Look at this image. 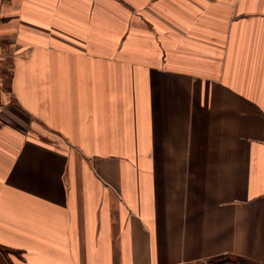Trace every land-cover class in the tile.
Returning a JSON list of instances; mask_svg holds the SVG:
<instances>
[{
    "label": "crops",
    "instance_id": "1",
    "mask_svg": "<svg viewBox=\"0 0 264 264\" xmlns=\"http://www.w3.org/2000/svg\"><path fill=\"white\" fill-rule=\"evenodd\" d=\"M264 264V0H0V264Z\"/></svg>",
    "mask_w": 264,
    "mask_h": 264
},
{
    "label": "trees",
    "instance_id": "2",
    "mask_svg": "<svg viewBox=\"0 0 264 264\" xmlns=\"http://www.w3.org/2000/svg\"><path fill=\"white\" fill-rule=\"evenodd\" d=\"M217 263H224V264H258L255 263L253 261L250 260H246V259H240L239 257H233V256H225V257H221L219 259H216Z\"/></svg>",
    "mask_w": 264,
    "mask_h": 264
},
{
    "label": "rangeland",
    "instance_id": "3",
    "mask_svg": "<svg viewBox=\"0 0 264 264\" xmlns=\"http://www.w3.org/2000/svg\"><path fill=\"white\" fill-rule=\"evenodd\" d=\"M236 264H239V263H236Z\"/></svg>",
    "mask_w": 264,
    "mask_h": 264
}]
</instances>
